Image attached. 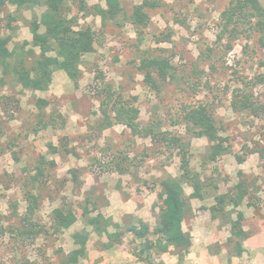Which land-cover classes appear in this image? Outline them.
Listing matches in <instances>:
<instances>
[{
	"label": "rangeland",
	"instance_id": "1",
	"mask_svg": "<svg viewBox=\"0 0 264 264\" xmlns=\"http://www.w3.org/2000/svg\"><path fill=\"white\" fill-rule=\"evenodd\" d=\"M144 1L121 0L128 15ZM147 1L155 5L145 8L146 26H136L126 17L120 26L112 21L103 26L93 8L106 7L105 0H85L86 10H82L81 0H67L63 10L69 19L74 18L75 30L89 26L95 32V50L83 56L78 81L59 70L53 74L48 91L34 92L17 85L14 74L5 75L0 67V264H63L75 247L72 235L86 228L89 217L101 212L97 205L102 190L112 197L108 204V197L100 200L108 206L103 208L107 216L112 213L109 206L119 202V194L131 189L142 190L146 198L154 192L160 206L162 180L181 174V148L168 150L160 138L144 136V132L134 135L126 125L116 122L114 114L110 118L113 125L106 128L101 106L108 93L137 109L142 129L181 138L191 169L205 182L206 200L191 199L193 211L184 223L188 232L196 226L192 221L200 218L210 222V232L219 228V222H226L227 218L220 217L213 224L210 208L218 195L235 190L242 181L253 202L264 204V114L255 117L247 111L236 112L231 105L234 90L245 85L257 102H264V17L263 26L253 18L251 23L238 26L233 35V27L225 32L222 22L231 0ZM257 1L264 9V0ZM45 10L44 5L17 9L9 3L0 9V34L12 36L8 46L23 50L27 67L41 52L32 44L30 24ZM223 32L226 35L220 39ZM155 60L170 64L166 79L157 75L156 68L142 69L144 63ZM148 71L152 79H147ZM102 82L103 90L96 93ZM39 98L48 101L42 111L37 106ZM199 105L209 108L219 134L227 138L229 152L216 161L208 158V140L194 135L183 119L187 109ZM115 158L127 163L128 173L109 167L108 162ZM39 164L45 173L34 181ZM92 188L95 191L91 192ZM193 191L186 185L187 195ZM27 192L38 195L33 222L49 231L31 242L12 232L14 226L22 227ZM85 206L90 211L87 215L83 214ZM241 207L259 212L249 199ZM57 208L76 214L78 219L71 229L60 233L49 229ZM237 208L227 207L226 214L236 218ZM158 212L159 208L148 218L152 224ZM123 243L108 250L93 236L88 242V257L77 264H120L123 253L132 255L126 251L130 245ZM175 260L170 253L156 258L154 264H175Z\"/></svg>",
	"mask_w": 264,
	"mask_h": 264
},
{
	"label": "trees",
	"instance_id": "2",
	"mask_svg": "<svg viewBox=\"0 0 264 264\" xmlns=\"http://www.w3.org/2000/svg\"><path fill=\"white\" fill-rule=\"evenodd\" d=\"M84 1L81 0L83 3L82 10H86ZM66 2L67 0H0V9L7 3L17 9L41 5L46 7L42 16L39 19L32 20L30 24V31L33 36L32 44L41 51L39 58L30 67H27L24 61L25 54L23 50L17 51L16 48L10 50L8 45L12 40V36H2L0 34V67L5 75L14 74L17 85L25 90L48 91L52 84L53 74L59 70L64 71L71 80L78 81L82 74L80 66L83 56L95 50V32L89 26L75 30L74 18L69 19L65 15V10H63ZM105 3L106 7L95 5L93 8L95 14L101 18L103 26H106L110 21L120 26V22L124 17L136 26H146L148 16L145 8L155 5V3L152 4L145 0L143 4L135 6L133 13L128 15L122 6L121 0H105ZM263 17L264 9L257 0H231L228 9L222 14V22L225 32L233 27V31L230 33L234 35L238 33L236 30L238 26L251 23L253 18L258 19V23L263 26ZM14 19L12 20L14 21ZM42 26L45 27L44 33H41ZM13 29L16 28L13 27ZM225 32L220 35V39L224 38ZM23 48L22 46L21 49ZM50 53L55 55L50 56ZM149 66L153 69L156 68L157 75L160 78L166 79L170 69V64L166 60H155L149 65L144 63L142 69H147ZM146 75L147 79H152L151 71H148ZM104 84L105 82L101 83L96 93L103 90ZM247 88V85H245V88L234 90L231 105L236 112L247 111L255 117H260L264 114V102H257L252 92H247ZM47 105V100L41 98L37 100V106L41 111ZM101 108L106 118V128L113 125L110 118L111 114H114L116 122L126 125L134 135L138 136L144 132V136H151L155 139L160 138V141L164 142L168 150L181 148L184 151L181 158V174L178 177L167 176L161 182L162 194L160 199L162 203L159 206L157 224L151 227L144 222H140V228L130 227L129 229L142 241V245L133 252L138 261L154 264L156 258H160L162 254L169 252L171 248L181 261L184 260V256L192 246V237L189 232L183 230V223L186 215L192 212L191 199L204 198L205 182L201 180L199 173L191 169L190 160L186 156L181 138L170 132L159 134L151 128L142 129L139 125L137 109L119 96L115 98L113 94L108 93L105 100L102 101ZM183 119L194 135L205 137L211 144L208 155L211 162L229 152V146L225 145L227 138H222L219 134L215 117L207 106L199 105L187 109ZM40 122L43 127H47L44 119H41ZM55 124L56 121L53 119V126ZM49 147L54 151L56 150L52 145ZM238 160L243 161L240 157H238ZM42 161L44 165L45 159L42 158ZM125 161H127V158ZM123 163V161L118 162L116 158L108 162L110 168L121 173H128L127 163L126 166ZM42 164H39L37 168V174L33 178L34 181H38L39 178L44 176L45 172ZM185 184L190 185L194 190L190 196L185 193ZM245 184L242 181L236 186L235 190L218 195L216 204L210 208L213 219L227 218V222L231 225V237L228 240L231 257H240L243 254V242L247 238V234L243 230L244 216L237 213V217L232 219L231 214H226L227 207L232 206L236 209L246 199H249L252 206L256 209L259 208L253 202L252 195L248 194ZM26 195L28 207L26 214L20 219L22 227L14 226L12 232L17 237L31 242L35 241L44 232L49 233V231L45 226L40 225L38 221L33 222L32 220L38 209V195L33 192H27ZM89 213L90 211L85 206L83 214L87 215ZM50 219L52 223L49 229L53 230L54 233H60L74 225L78 218L71 209L57 208L53 210ZM88 222L98 234L106 233L108 242L104 244L105 249H111L117 243H122L125 230H117L112 234L108 233L111 224L103 216L98 215L95 218H89ZM115 226L117 229L120 228L118 225ZM88 239L89 234L87 232L76 233L74 240L80 248L66 256L63 264H77L79 259L86 255Z\"/></svg>",
	"mask_w": 264,
	"mask_h": 264
},
{
	"label": "crops",
	"instance_id": "3",
	"mask_svg": "<svg viewBox=\"0 0 264 264\" xmlns=\"http://www.w3.org/2000/svg\"><path fill=\"white\" fill-rule=\"evenodd\" d=\"M173 177H178V176H173ZM118 186L119 185L116 184L115 187ZM137 186L139 189H145V187H143L142 185L137 184ZM184 189L186 193V184L184 185ZM90 191L93 192L95 190L92 188ZM117 192L118 194L120 193V191L118 190ZM142 192H143L142 190H139L138 193L137 191L131 189L129 192L120 193L118 200L119 202L114 206H109V209L112 211V213L109 216H107L105 214L107 210L103 211V208H107L108 206L106 204H101L100 200L108 197V200L106 202L108 204L109 199L111 200L112 197L107 196L105 190H102V194L98 198L99 204L97 205L99 207V211L101 212L97 213L95 216L89 217V218H95L98 215H101L106 220H108L111 224L108 228V233L110 234L115 233L117 230H125L122 243L124 242L125 244L130 245V248H128V250L126 251H131L132 255L134 250L142 245V241L136 237L134 232L129 230L130 227L140 228V224H139L140 222H144L150 225L151 227H153L157 224L158 221L157 218V220H155L154 222L155 224H152L148 219V218L151 219L152 214L153 216H155V214H157V209L159 208V205H157L156 194L152 192L151 195H149V197L146 198ZM161 194H162V190L160 195ZM112 195L115 196V194L113 193ZM204 200H206V196H204L203 199H198L197 201L202 202ZM93 204L95 205V203ZM191 205H192V200H191ZM241 206H239L237 210L239 211L238 213H241L244 216L243 230L247 234V238L243 242L244 252L240 257H235V256L231 257L229 252V246L227 247L228 240L231 237V225L227 221L221 224L219 222V220H221L220 218L210 220L213 222V224L219 222L218 223L219 228H216L213 232H210V229L208 228L210 222L206 219V217L200 218L202 219V222H199L200 219H198V221L195 220L192 221L193 225H196L195 227H193V231L189 232L192 237V246L189 249L188 253L184 256V260L181 261L179 256L174 254L172 248L170 249L169 252L164 253L162 255H167L171 253L176 258L175 264H264V204L258 206L259 212H256L255 209H253L254 210L253 212L250 210L246 211ZM96 210L98 211L97 208ZM192 211H193V205H192ZM190 213H188L186 217ZM89 218L87 220H89ZM231 218L235 219L232 215ZM184 223H183V230L185 232H188L184 227ZM115 225H118L120 228L117 229ZM73 226L74 225H72L71 227ZM71 227L69 229H71ZM83 231L89 234V239L86 244V255L81 257L79 261L88 257V252H89L88 242L93 236L97 238V241H102L103 247L104 244L108 242L106 233H103L102 235L98 234L94 229V227L88 223L86 228L77 231L72 235L73 236L72 240L75 244V247L70 253L66 254V256L70 255L73 251L80 248V246L75 243L74 235L78 232H83ZM122 243L120 244L117 243L113 248L118 247ZM99 253H101V255H104L103 252H99ZM95 255L96 253H94V256ZM132 255L123 253L122 259L124 262H121L120 264H125L127 262L130 264L132 262L138 263L137 258L134 255L133 256ZM100 264H106V263L103 262Z\"/></svg>",
	"mask_w": 264,
	"mask_h": 264
}]
</instances>
